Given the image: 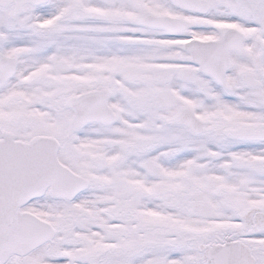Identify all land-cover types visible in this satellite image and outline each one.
<instances>
[{"label":"snow or ice","instance_id":"snow-or-ice-1","mask_svg":"<svg viewBox=\"0 0 264 264\" xmlns=\"http://www.w3.org/2000/svg\"><path fill=\"white\" fill-rule=\"evenodd\" d=\"M0 264H264V0H0Z\"/></svg>","mask_w":264,"mask_h":264}]
</instances>
